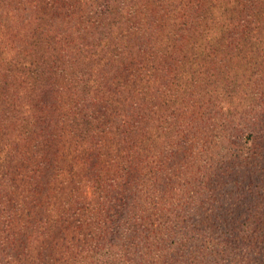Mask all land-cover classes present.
I'll return each mask as SVG.
<instances>
[{"label": "trees", "instance_id": "trees-1", "mask_svg": "<svg viewBox=\"0 0 264 264\" xmlns=\"http://www.w3.org/2000/svg\"><path fill=\"white\" fill-rule=\"evenodd\" d=\"M247 131L264 0H0V264H248L191 219Z\"/></svg>", "mask_w": 264, "mask_h": 264}, {"label": "rangeland", "instance_id": "rangeland-1", "mask_svg": "<svg viewBox=\"0 0 264 264\" xmlns=\"http://www.w3.org/2000/svg\"><path fill=\"white\" fill-rule=\"evenodd\" d=\"M252 134H244L241 150L231 147L212 179V200L191 219L210 236L229 241L239 255H255L252 264H264V135L254 141Z\"/></svg>", "mask_w": 264, "mask_h": 264}]
</instances>
